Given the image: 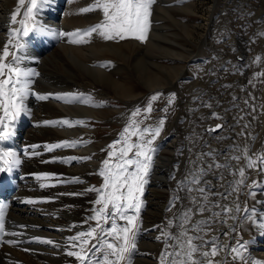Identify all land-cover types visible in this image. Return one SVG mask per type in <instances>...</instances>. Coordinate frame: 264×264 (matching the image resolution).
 Here are the masks:
<instances>
[{
  "label": "bare ground",
  "instance_id": "1",
  "mask_svg": "<svg viewBox=\"0 0 264 264\" xmlns=\"http://www.w3.org/2000/svg\"><path fill=\"white\" fill-rule=\"evenodd\" d=\"M16 1L0 0V54L12 29H20L13 38L12 45H9L10 52L15 53L19 60L18 65L13 66L38 75L27 78L31 81L30 91L24 99L25 111L20 115L27 124L22 136L25 148L22 153H17L21 159L19 168L23 181L16 193L14 204L8 211L7 237L0 248V264H74L73 256L67 255V252L79 249L71 246L73 242L69 238L88 231V208L93 191L87 189L95 187L90 183L91 174L94 169H99L103 161L95 155L97 150L92 139L95 136V126L90 118H97L96 105L90 103L89 94H86V100L81 99L84 96L81 87L84 90L99 89V93L107 96L106 99L109 98L108 95L115 97L120 93L128 97L136 95V90L131 92L132 87L134 88L129 81L131 73L145 87L154 90L178 82L185 69H189L193 75L185 77L189 83L184 87L181 101V108L187 113V119L182 124L186 137L184 140L178 138V146L182 151L178 154L174 184L178 188L175 189L180 195L181 206L174 213L177 219L173 222V234L178 235L181 231L179 225L183 221V213L188 208L195 207L191 196L198 194L190 193L187 189L196 185L190 179L185 181L190 174H195L200 176V187H205L211 193L224 194L210 195L211 203L206 205L209 210L196 213L192 217L193 221H198L208 219L214 212L220 213L213 218L211 231L206 235L200 233L205 240H211L213 236L217 238L221 250L214 258L215 261L219 264H264V228L259 227L264 224V171H261L264 163L258 161L257 167H247L250 158L255 160L264 155L261 153L264 148L261 146L264 143V107L261 109V102H264V0H215L210 6L209 16L199 23L204 25L205 33L199 45L200 50L193 54L183 40L181 31L189 40V36L195 35L196 23H181V19L171 10H178V7L173 6L179 5L181 9L193 13L197 8L196 3H190L189 0L181 3L177 0H156L151 24H157L158 19L169 18L174 25L169 27L166 22L160 26L152 25L151 35L142 55H137L136 51L141 49V43L136 39L134 45L111 44L94 33L91 37H84L88 40L87 43L76 44L69 40L77 37L60 36V32L74 33L78 29L83 31L82 28L86 27L82 26L90 19L78 14L82 6L81 0H41L40 7L36 10V21L38 28L45 30H34L24 36V25L19 23L24 19V9L19 11L16 23L9 20L16 12ZM236 3L238 8H244L241 14L246 16V21L250 24L241 28L247 32V42L246 36L235 26L234 29L229 26L216 28V19L219 16L227 15L226 25L230 24L233 16L229 12L230 6ZM218 8L222 9L223 14H216ZM234 8L233 11L238 9ZM238 39L243 41L240 48L236 46ZM17 42L24 47H15ZM241 51L245 54L243 59L238 57ZM117 55L123 59L116 57L117 59L112 60L115 67L119 68L116 69L117 72L122 66L120 63H123L121 72L128 67L129 75L125 69L122 76L114 78V74L108 70L107 67L112 62L110 56ZM157 57L168 58L173 63L165 64L158 61ZM6 62H12V57L9 56ZM247 67L249 69L246 72ZM201 78L204 79L206 88L198 83ZM184 80L181 82L183 86L186 85ZM78 81L85 85L77 84ZM38 95H47L50 98L40 100ZM211 95L217 102L212 108ZM56 96L76 99L66 102L56 99ZM195 114L200 115L198 120L201 123L190 120ZM0 115H3L2 111ZM64 120L68 121L67 125L51 123ZM215 123L223 127L209 131L214 129L211 126ZM198 125L201 129L197 131ZM167 137L163 139L165 143ZM175 141L171 138L167 146L176 147L178 143ZM65 142L75 143V146L48 147L63 145ZM169 148L177 153V149ZM25 151L29 155L25 156ZM173 155L159 153L152 165L148 176L152 194L148 200L154 206L151 208L148 204L147 208L150 209L145 214L146 221L148 218L155 221L153 214L156 215L164 206L161 201H167L170 190H165L164 180H160L159 173L163 164H168ZM88 157L90 159H85ZM218 164L227 167H216ZM209 165L212 167L209 168ZM164 168L171 173L165 177L171 178V165H165ZM241 168L245 170L243 178L239 175ZM241 179L244 183L238 184L237 181ZM253 182H256L255 186ZM251 192H255V196L250 195ZM215 204L227 206L232 211L223 212L221 207H213ZM237 206L239 211L236 210ZM252 209H255V213ZM250 216L251 220L248 218ZM154 231H148V234L138 232L136 242L141 246L136 249L139 252L133 255L131 264H156L155 258L158 255L155 253L161 249L159 243L153 241V236L156 235ZM43 240H52L53 244L42 243ZM237 242L245 244V248L241 250L243 261L232 258L234 254L230 248L237 246ZM224 245L229 247L224 248ZM97 254L101 256V253ZM92 261L93 264L96 262L93 257Z\"/></svg>",
  "mask_w": 264,
  "mask_h": 264
},
{
  "label": "snow or ice",
  "instance_id": "2",
  "mask_svg": "<svg viewBox=\"0 0 264 264\" xmlns=\"http://www.w3.org/2000/svg\"><path fill=\"white\" fill-rule=\"evenodd\" d=\"M156 0H95L92 7L80 9L81 12H90L94 9L102 10V22L89 27L83 31L76 30L74 33L60 32V36L77 37L69 40L70 43H87L88 40L84 37H91L94 33H98L105 40H123L128 37H134L138 40L146 41L147 34L150 29L151 9ZM21 6L25 5V0H19ZM41 0H28L26 11H24V19L19 21L23 27V35L28 36L29 32L34 30L44 31V28H38L36 21V10L40 7ZM19 8L11 16L13 23L17 22V14ZM20 29H12L10 38L5 44L2 54H0V142L7 141L14 134L13 125L21 113L25 111L24 99L29 95V84L31 81L28 77L38 75L34 72L23 71L18 65L19 60L15 53L10 52L9 45H12L13 38L17 35ZM15 47L23 48L24 45L16 43ZM11 56L12 62H6L7 58ZM158 95L153 96L151 99L156 100ZM38 99L47 100L50 97L47 95H38ZM56 99L72 102L76 97L71 99L65 96H56ZM151 104L148 105L146 111L151 112ZM139 110L133 113V116L138 115ZM215 115V113L213 114ZM68 124L67 120L62 122H51ZM164 121H160V126L155 129L144 128L141 130L138 125L133 122L129 127L124 129L122 133L123 144L117 149L116 145L121 141L114 142L109 145L108 158L102 164L99 175L103 177V184L100 188L91 187L87 191L99 193V198L95 201L96 205H102L98 209H94V215L89 219L96 220L95 227L89 228L87 232L77 233L76 236L70 237L72 247L78 248V251H68L67 255L74 256L80 264H93L90 259V253L100 252L102 259L97 260L95 264H121L127 261L131 264V255L136 250V237L140 230V211L143 207L141 199L145 185L148 183L147 177L153 162L152 153L156 149L151 145L159 136ZM223 125H216L215 131L222 128ZM146 134H151L150 139H145ZM132 136H138V141L131 142ZM61 146L74 147L75 143L68 144L65 142L63 145H49V149ZM36 147V146H32ZM133 150H135L133 152ZM129 153H133L130 157ZM38 155L39 153H33ZM27 156L29 153L24 152ZM212 155V153H208ZM115 158V162H113ZM240 159V157H234ZM75 159V158H72ZM90 159V157L85 158ZM264 163V155L258 156L255 160L249 159L248 168L257 167V162ZM68 162V161H64ZM195 163V162H194ZM21 164V159L16 151L4 150L0 148V173L12 172L14 168ZM212 166L209 165V168ZM216 167H227V165H216ZM264 171V168H261ZM203 172V169L200 170ZM240 177L245 176V170L239 169ZM191 180V183L196 187L187 189V191L196 192L198 195L191 196V202L194 208H188L183 213V221L179 225L181 231L178 235L164 231L157 240H165V249L159 255V264H219L215 261V257L219 255L221 246L217 244V238L213 236L211 240H205V235L211 231V224L213 218L220 215L219 212L212 213L208 219H201L193 221L192 217L196 213H204L209 209L206 205L210 204V195L223 196V193H211L205 187H200V176L190 174L185 178V181ZM182 184L184 182H181ZM207 184V182H204ZM238 184L244 183L241 179L237 181ZM256 182H253L255 186ZM43 186V185H42ZM250 195L255 196V192ZM177 200L180 198L177 197ZM33 201H28L32 203ZM6 206L0 204V231L3 229V212ZM213 207H221L223 212H231L227 206L219 204ZM239 211V207L236 208ZM255 213V209H252ZM133 214H129V213ZM250 220L252 217H248ZM125 221L124 225L117 223V220ZM111 221V227L105 229L101 221L104 223ZM255 223V221H253ZM172 221H169L171 224ZM259 227L264 228V224ZM99 230V231H98ZM228 235V233H224ZM171 239L175 241L174 244L169 245L167 241ZM91 240H95L96 244H90ZM199 241V243H197ZM42 243L53 244L52 240H43ZM79 242V243H76ZM8 243H16V241H8ZM98 245V246H97ZM59 247V245H56ZM228 248V245H224ZM172 248V251H168ZM245 244L237 242V246L231 247L230 251L233 255V260H244L242 249ZM176 249H179L178 251Z\"/></svg>",
  "mask_w": 264,
  "mask_h": 264
},
{
  "label": "rangeland",
  "instance_id": "3",
  "mask_svg": "<svg viewBox=\"0 0 264 264\" xmlns=\"http://www.w3.org/2000/svg\"><path fill=\"white\" fill-rule=\"evenodd\" d=\"M26 1H28V0H25V5H27ZM177 1L179 3H181L185 0H177ZM189 2L190 3H192V2L196 3L197 8H195V12L192 13L190 11L183 10L180 8L179 5L173 6V7H178V10L176 8H172L171 11H173L176 14V16L181 19V21H180L181 23L186 22L187 25H190V24H188V21H189V23H192V22L196 23L195 25H196L197 30L194 31L195 35L192 37L189 36V40H188V37H186V35L184 34V32L181 31V36L183 35L182 36L183 40H185V43H187L188 49H190V51L193 54V53H197L200 50L199 45L201 43V39L203 37V34L205 33L204 25L200 24V25H202L203 28L199 27L200 26L199 23H202L205 20V18L209 16V14L211 13L210 12V6L212 4H214L215 0H189ZM94 3H95V0H81L82 6L81 5L80 6H81V8L92 7V5ZM25 5L21 6L19 4V0H17L16 1V10L19 8V11H22L23 9H24V11H26L27 7H25ZM154 5H155V3L153 4L152 9H151L150 27L152 25L160 26V24L163 22L164 23L166 22L165 23L166 25H168L169 27H172L174 24H172V21L169 18H165L162 20L158 19L157 24H151L152 20H154V18H153L154 14L153 13L156 10V5L155 6ZM41 8L44 9V7H41ZM81 8H79L78 14L83 15L84 17H87V19L88 18L90 19L87 24L82 26V27L86 26L85 28H82V29H84V30L88 29L89 27L94 26V25L102 22V20H103L102 10L94 9L93 11L82 13L80 11ZM233 8L234 9L238 8L237 3L232 4L230 6L229 12H232V13H230L231 16L233 15L232 20H230V22H229L230 24L226 25L227 15L219 16V18L216 20L218 21V24L220 23L221 25L219 24V26H218V24H216V28L218 27L219 29H223L224 27L229 26L230 28L232 27L231 29H234L233 27L235 26L237 30L241 31L242 34L244 36H246L245 39L247 42V39H248V37L246 35L247 32L244 31V29H241L244 25H245L244 26L245 28L250 25L249 22L246 21L247 20L246 16H244L243 13L241 14V12H244V10H243L244 8L239 7L237 10H234V11H233ZM216 14H223L222 9L218 8L216 11ZM248 15H250V14H248ZM188 19H190V20H188ZM9 20H11V18ZM239 23H243V24L239 25ZM238 27H240V28H238ZM175 30H177V29H175ZM201 30H202V33H201ZM150 35H151V33H150V29H149L148 34H147V40H149ZM222 38L223 37H221V39ZM101 39L105 40L102 37H101ZM135 39L136 38H134V37H128V38H125L123 40L115 39V40H105V41H110L111 44L130 43V45H134L135 41L138 40V39H136V40ZM147 40L143 41V42L141 40H139L141 43L140 44L141 49L139 51H136L137 55L138 54L142 55L144 53V51L146 50V45H147L146 43H148ZM242 42H243L242 39H238L236 42V46L238 48H240L242 46ZM142 43H144V44H142ZM245 44H248V43H245ZM123 49H125V47H123ZM142 49H143V51H142ZM206 49L208 50V48H206ZM136 50H138V48ZM240 54H242L243 57L245 56L244 51L239 52V56H240ZM210 55L211 54H209V56ZM116 57L119 59L122 56H119V55L110 56L111 61L117 59ZM212 57H214V56H212ZM120 59H122V58H120ZM157 60L161 61L165 64H168V65L173 63V61L168 59V58L157 57ZM123 62L125 64H127L125 61H123ZM110 64L108 65L107 68L111 72L112 75L114 74L113 75V76H115L114 78H118V76H122V73L124 74L126 70H127L126 74L127 75L130 74V71H128V67L124 68L122 70L123 72H121V69L124 65L123 63H120V65H122L121 67L119 66L120 72L119 71L117 72L116 69H119V68L115 67L116 66L115 62L113 63V61H112ZM256 65H257V62H256ZM256 65H255V67H256ZM255 67H254V69H256ZM248 69L249 68L247 67L246 72L248 71ZM189 74L193 75V73H191V71L189 69H185L181 79L178 82L176 81L173 84H171V83L166 84V85H164L165 86L164 88H162V86H161L160 88H155L154 90L153 89L151 90L148 87H145V85H143L136 77H133L132 73H131V76L129 75V79H130L129 81H131L130 83L132 84V86H134V88L132 87L133 91H131V92L134 93V91L136 90L134 93L136 95L128 96V97L127 96L125 97L122 95V93H120V95L115 96V97H113V96L110 97V95H108L109 98L106 99L107 96H105V95L103 96V94H101L102 92L99 93V91H100L99 89L89 88V89L84 90V88L81 87L82 88L81 91L84 92V96H83V98H81V97L80 98L86 100L87 99L86 94H89L90 100H91L90 103H93L96 105V109H95L96 111L95 112H96V114H98L97 118L92 117V118H90V120H91V123H93L95 126L94 127L95 136L92 138L93 142L95 143L96 150H97L95 155L98 156V158H100V160L104 161L105 159L108 158V151H110V149L108 147L109 145H112L114 142L121 141V143L117 144L116 147L118 149L119 147L122 146V144H123L122 133H124V129L129 127L133 122H135V124L138 125L141 130H143L144 128L155 129L156 127L160 126L161 120L164 121L159 136L155 139V141L151 145V147L155 149L156 144L158 143L157 144L158 145V148H157L158 151L156 152V154L152 153L153 160H154L152 165H154L156 156L159 153H163V154L166 153L169 156L174 154L172 157H170L171 159H169L168 164H163V166L160 169V173H159L160 180H162V181L164 180L163 185H165V187H166L165 190L168 191L167 188L170 190V191H168L169 195H168L167 201H161L164 204V206L162 207V209H160V212H158V213L156 212V215L153 214V216H154L153 219L155 221H151L150 218H148L149 220L146 221L147 218H146L145 214L147 213L148 209H150V208H147V206L149 207V205H150V202L148 199L151 198V194H152V192L150 191L151 187L149 184V179L147 177L148 183L145 185V190H144V193L141 197V199L143 201V207L141 208V211H140V229L141 228L142 229L139 231L140 232L142 231V233H144V234H148V231H154V230L156 231V232L154 231L156 233V235L153 236V241L156 242L157 244L159 243L158 246L161 249L160 252L155 253L158 255L155 258L156 264H159V255H160L161 251H163L165 249V240L164 239L157 240L156 237L160 236L161 233L164 231H168L170 233H173V231H174V229H173L174 223L173 222H175V219H177V216L174 213H175L176 208L181 206L180 205V199L179 200L176 199L177 197L180 198V195L177 192L178 188L174 184L175 183L174 181H176V176H175L174 171L176 170L175 168H177V166H178V161H179L178 154L180 153V151H182V149L179 148V146H178L179 145L178 138L184 140L186 137L185 132L182 129V124H184V122L186 121L185 119H187V113H186V110H183L181 108V101L183 98V93L185 92L184 87H186L189 83L187 81L188 79H185V77ZM254 75H255V78H257L256 77V71H255ZM184 79L186 80L185 86H183L181 84V82H183ZM245 81H246V79H245ZM198 83L202 84V86L205 88L207 87V85H205L204 79L202 80V78ZM211 83H213V81H211ZM257 83H258V81H257ZM77 84L85 85V83H83L82 81H78ZM92 86H93V84H92ZM209 86H211V85L209 84ZM157 94H159L158 98L156 100H152L151 98ZM212 98L213 97L211 95L210 96V99H211L210 104H212L211 108L213 105H217V102H215V100H213ZM213 103H215V104H213ZM149 104H151V108H152L151 112L146 111ZM262 107H264V102H261V109H262ZM137 110H139V114L133 116V113H136ZM209 117H210V115H209ZM199 118H200V115L195 114V115L191 116L190 120L192 121L194 119L195 121H198L199 123H201L200 120H198ZM213 125H216V123ZM197 127H198L197 131L201 129V126L198 125ZM216 130H218V129H216ZM165 136L166 137L168 136L167 137L168 140L166 141L167 143L170 142L171 138L172 139L174 138V141L176 140L175 142L178 143V144H176V147H175V145L169 146V147H173L174 150L177 149L176 154L172 152V149H170L167 146V143H165V141L163 140ZM150 138H151V134L145 135L146 140L150 139ZM137 141H138V136H132L131 137V142L135 143ZM262 142H264V134L262 136ZM263 145H264V143H262V145H261L262 148L264 147ZM134 151L135 150H133V152ZM261 153L264 154V148L261 149ZM132 155H133V153H129L130 157ZM113 162H115V158H113ZM165 165H169V166L171 165L172 173H173V175L171 176L172 179L169 177L168 178L165 177V175L171 174L170 171H168L164 168ZM102 167H103V164L99 167V169H94L93 173L91 174L90 183L92 182V184L96 188H100L103 184V177H101L99 175V172H100ZM151 169H152V166H151ZM151 169H150V171H151ZM98 198H99V193L93 192L92 200H91L92 203L90 201V206L88 208L89 209L88 218H90L91 216H93L95 214L94 209H98V208L102 207V205H96L95 204V201ZM152 206H154V203ZM152 206H151V208H152ZM156 208H157V206L155 207V209ZM129 214H133V213L130 212ZM89 221H90V225L88 226V230L91 227H95L97 224L96 220L89 219ZM149 221H151V222H149ZM169 221H172V223L169 224ZM101 223L103 224L105 229L111 227V221L110 220L107 223H104L103 221H101ZM117 223L120 225H124L125 221L118 219ZM144 230H145V232H144ZM159 232H160V234H159ZM96 243L97 242L95 240L90 241V244H96ZM167 243L169 245H171V244H173V241L171 239H169L167 241ZM140 246L141 245H139L136 242V249L137 248L140 249ZM168 251H171V248H168ZM135 252L138 253L139 251L135 250L132 253L131 258H130L131 260L133 258V255L136 254ZM98 253H100V252H98ZM96 254H97V252L90 253V259L92 260V257L94 258V261L102 259V254H101V256L98 254L96 255ZM73 258H74V264H80V262L77 260L76 257L73 256ZM121 264H127V261H123V262H121Z\"/></svg>",
  "mask_w": 264,
  "mask_h": 264
},
{
  "label": "water",
  "instance_id": "4",
  "mask_svg": "<svg viewBox=\"0 0 264 264\" xmlns=\"http://www.w3.org/2000/svg\"><path fill=\"white\" fill-rule=\"evenodd\" d=\"M239 57H240V59H242V58H243V55H242V54H240V56H239ZM207 128H210V127H208V126H207ZM211 128H215V126H214V125H212V126H211ZM156 150H157V149H156ZM155 152H156V151H155ZM155 152H154V154H155Z\"/></svg>",
  "mask_w": 264,
  "mask_h": 264
}]
</instances>
